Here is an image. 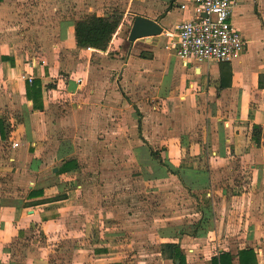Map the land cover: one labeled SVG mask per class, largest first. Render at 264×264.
<instances>
[{
  "label": "crops",
  "instance_id": "1",
  "mask_svg": "<svg viewBox=\"0 0 264 264\" xmlns=\"http://www.w3.org/2000/svg\"><path fill=\"white\" fill-rule=\"evenodd\" d=\"M108 1L0 0V264H264V0L231 9L241 57L202 63L165 47L189 1ZM82 15L119 18L105 48ZM137 15L162 32L126 39Z\"/></svg>",
  "mask_w": 264,
  "mask_h": 264
},
{
  "label": "built area",
  "instance_id": "2",
  "mask_svg": "<svg viewBox=\"0 0 264 264\" xmlns=\"http://www.w3.org/2000/svg\"><path fill=\"white\" fill-rule=\"evenodd\" d=\"M192 5V15L176 25L175 33L166 32L165 45L186 62H231L241 57L247 40L231 20V9L240 0H187ZM187 8L188 2H181ZM32 82L33 77L22 74ZM82 88L83 78H77Z\"/></svg>",
  "mask_w": 264,
  "mask_h": 264
},
{
  "label": "trees",
  "instance_id": "3",
  "mask_svg": "<svg viewBox=\"0 0 264 264\" xmlns=\"http://www.w3.org/2000/svg\"><path fill=\"white\" fill-rule=\"evenodd\" d=\"M118 24L119 18L115 16L105 17L90 15L80 18L76 21L77 42L80 46L105 48ZM254 135L256 141L258 142L256 133H254ZM166 246L170 247L174 251V254L170 256L171 258L180 257V261H184L182 260V256H180V248L177 244L169 243L166 244ZM240 261L241 264H257L254 250L252 248L242 249L240 251ZM213 264H231L230 254L223 253L222 256L220 255L217 258H213Z\"/></svg>",
  "mask_w": 264,
  "mask_h": 264
},
{
  "label": "rangeland",
  "instance_id": "4",
  "mask_svg": "<svg viewBox=\"0 0 264 264\" xmlns=\"http://www.w3.org/2000/svg\"><path fill=\"white\" fill-rule=\"evenodd\" d=\"M108 3H109V5H108L109 12L116 13L115 16H117V17L119 16L118 13L119 12H124L126 10L125 7L127 8L128 5H129L127 3V0H126V2H124L123 0H113V2L112 1H108ZM137 11H138V6H135L134 7V5H133V7H131V9H130V12L128 13V16L131 17L132 16V13H137ZM85 16H87V15H82V17H85ZM130 28L131 27H129V24L128 23H126V26L123 28L124 33H122V34L124 35V37L126 39H128V35H129ZM89 168H91L93 170H100L101 169V165L97 161V158L96 157H94L93 159H91V161L89 162ZM174 198H175V200H174L175 203H177V202L178 203H181L183 201L182 200L183 198H182L181 195H179L178 197H174ZM165 202H167L166 204H168V201L167 200H164V203ZM193 204H194V209H195V212H196V209L197 208H200V204H201L200 197H198V199L195 200L193 202Z\"/></svg>",
  "mask_w": 264,
  "mask_h": 264
},
{
  "label": "water",
  "instance_id": "5",
  "mask_svg": "<svg viewBox=\"0 0 264 264\" xmlns=\"http://www.w3.org/2000/svg\"><path fill=\"white\" fill-rule=\"evenodd\" d=\"M162 32V27L153 19L137 15L131 25L129 39L131 41L139 37H147L158 35Z\"/></svg>",
  "mask_w": 264,
  "mask_h": 264
}]
</instances>
